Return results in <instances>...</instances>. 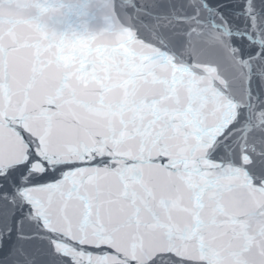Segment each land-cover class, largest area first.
I'll list each match as a JSON object with an SVG mask.
<instances>
[{
    "label": "snow or ice",
    "instance_id": "obj_1",
    "mask_svg": "<svg viewBox=\"0 0 264 264\" xmlns=\"http://www.w3.org/2000/svg\"><path fill=\"white\" fill-rule=\"evenodd\" d=\"M97 55L133 69L115 102L75 83ZM258 114L264 0H0V264H264Z\"/></svg>",
    "mask_w": 264,
    "mask_h": 264
},
{
    "label": "water",
    "instance_id": "obj_2",
    "mask_svg": "<svg viewBox=\"0 0 264 264\" xmlns=\"http://www.w3.org/2000/svg\"><path fill=\"white\" fill-rule=\"evenodd\" d=\"M4 15L12 18L14 21L9 30L6 31L4 37L6 42L14 43L17 46H23L22 50L24 52H31L35 50V48H39L41 52H47L49 57H52L56 54L55 51L48 48L46 43L43 42L42 33L37 31L35 25L22 18L15 9L6 7L4 10ZM72 23L75 25L78 22L73 19ZM90 28L92 30V35L79 37L78 40L86 42L91 41L97 43L98 45H109L113 43L112 39L102 35L103 30L99 27L97 21L91 20ZM226 32L227 29L225 27L220 28L219 35L223 38L224 43L227 45L229 37L226 35ZM87 46V43L80 44L79 48L76 46H70L67 51L65 63L72 61L73 53H78ZM56 51H61V49H57ZM92 63L93 68L88 72L81 71L80 74L76 76L75 83L80 85L81 89H83V85L80 84V81L89 79L93 81V83L88 86L90 93L95 94L99 92L101 88H105L107 92L106 101L115 102L117 99L121 98L124 91L122 87L124 74L133 69L125 66H121L119 69L115 68L114 65L116 64V61L109 58L107 55H104L103 57H101V55H97L96 59ZM143 70L147 71V69ZM93 73L102 75L103 80H97ZM109 73H111L110 78L108 75ZM243 99L245 102L247 101L246 97H243ZM253 123L255 126L264 123V114H258ZM183 254L187 255L189 253Z\"/></svg>",
    "mask_w": 264,
    "mask_h": 264
}]
</instances>
